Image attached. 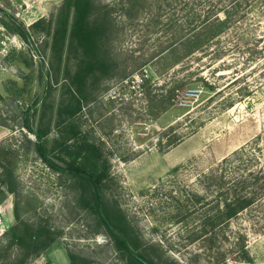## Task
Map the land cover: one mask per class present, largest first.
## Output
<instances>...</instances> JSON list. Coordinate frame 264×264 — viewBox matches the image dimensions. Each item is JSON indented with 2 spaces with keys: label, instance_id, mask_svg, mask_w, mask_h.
<instances>
[{
  "label": "rangeland",
  "instance_id": "1",
  "mask_svg": "<svg viewBox=\"0 0 264 264\" xmlns=\"http://www.w3.org/2000/svg\"><path fill=\"white\" fill-rule=\"evenodd\" d=\"M63 3L0 0V264H129L91 184L37 149L47 131L64 165L69 122L99 146L106 207L155 264H264V177L247 179L253 204L225 213L233 177L264 169V0H92L94 51L71 37L73 15L62 28ZM38 230L48 246L19 239Z\"/></svg>",
  "mask_w": 264,
  "mask_h": 264
},
{
  "label": "trees",
  "instance_id": "2",
  "mask_svg": "<svg viewBox=\"0 0 264 264\" xmlns=\"http://www.w3.org/2000/svg\"><path fill=\"white\" fill-rule=\"evenodd\" d=\"M63 7L64 19L63 24H61L62 28L66 29L70 15H73L70 28L71 37L78 45L84 47L86 50L94 51V47L97 46L99 41L100 34L97 28L90 23L89 19L92 10V0H64ZM87 65V68H92L91 62H87ZM83 70L79 69L76 72V79L73 82L74 84L72 83L77 88L75 89L76 95H73L75 97V104L61 106L59 109L60 112L64 111L70 116H74L81 110V98L83 96L81 82L84 80V74H82ZM87 70L88 69H86V72ZM34 133L37 137V149L43 159L47 161L48 165L56 169L70 172L76 178L85 180L91 184L96 202L93 208L99 213L100 219L111 231L117 248L121 252H124L129 264H155L153 260L147 258L146 255L139 250V243L137 240L134 242L130 240L126 228V218L121 214L118 215L113 212L111 213L106 207V203L102 197L101 187L104 179L108 175L109 169L106 159L102 158L99 146L90 143L85 137L80 136V131L75 124L70 122L64 124V127L61 130V136L56 140L57 147L59 148L57 156H60L58 158L64 162V165H58V163H55L53 159H50L47 155V148L43 142V137L47 131L34 130ZM238 154L239 153H234V156L237 157ZM241 159L242 158L237 161H241ZM230 161V158H225L223 163H228L229 165ZM246 169L247 171H244V175L233 177L232 182H230V186L228 187L229 194L232 196V198L229 197L225 201V213L228 217L235 216L239 211L255 202L253 196L256 194V191L255 189L248 191L252 185H247V179L252 178L254 181L255 179H263L264 169ZM262 189L264 190V186ZM43 234V230H38L36 233L32 232L26 234L23 237H19V239H29V248L39 250L40 248L48 246L50 242L53 241V238L51 237H46V239L41 240L40 238ZM68 255L70 258V264H91L75 253L69 252Z\"/></svg>",
  "mask_w": 264,
  "mask_h": 264
},
{
  "label": "built area",
  "instance_id": "3",
  "mask_svg": "<svg viewBox=\"0 0 264 264\" xmlns=\"http://www.w3.org/2000/svg\"><path fill=\"white\" fill-rule=\"evenodd\" d=\"M139 78V77H138ZM143 80V78L141 77V78H139V79H135V80H132V85L131 86H133V87H135V86H140V83L139 82H141ZM189 94V96H194V95H196L197 94V91H196V89H194V90H192L190 93H188ZM114 96V95H113Z\"/></svg>",
  "mask_w": 264,
  "mask_h": 264
}]
</instances>
